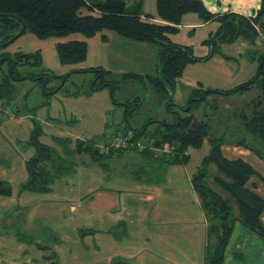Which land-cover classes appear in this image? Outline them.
Masks as SVG:
<instances>
[{
  "label": "trees",
  "instance_id": "1",
  "mask_svg": "<svg viewBox=\"0 0 264 264\" xmlns=\"http://www.w3.org/2000/svg\"><path fill=\"white\" fill-rule=\"evenodd\" d=\"M143 7L144 0H135L131 6H127V0H0V48H7L27 32L33 33L39 39H47L76 32L94 37L104 30H111L125 38L157 47L154 75L127 72L119 79L109 80L107 77L111 74L110 71L101 66L71 71L69 74L97 73L96 79L86 92L63 91V85L48 92L46 88L49 78L44 73L46 78L41 81H44L43 92L48 98L33 111V126L25 145L34 151L26 161L27 178L19 185L17 194L24 191L50 192L56 181L76 172L79 164L74 157L77 155H90L93 162L108 171L110 159L131 150L136 151L146 164L151 163L148 172L152 170L153 173L157 168L158 172H162L161 179L160 176L155 178L154 175L147 178L144 176L145 166H140L145 172L135 171L133 179L142 184L161 186L165 183L163 179L168 168L188 164L191 156L187 150L190 147L202 148L208 139L209 153L202 158L190 181L207 220L208 245L205 249V264H225L228 245L237 222L264 240L262 219L264 198L248 186L253 176L260 175L247 161L241 158H227L222 150L227 140L224 136L210 133L209 122L203 119L197 121L194 111L200 108L202 102L210 95L232 96L259 90L256 91L257 96L243 101L246 108L233 111L231 116L235 123L230 125L228 130L234 135L232 144L249 149L264 162V48L260 47L264 46V39L260 35L264 33V0H261L260 8L251 17L236 12L212 13L202 0H157L158 16L167 21L166 24L144 20ZM189 13H196L205 21L216 19L220 22L214 37L206 40L214 49L211 48L207 55L198 56L191 46L175 43L169 37L170 34L179 32V26ZM237 40L250 44L246 55L248 54L252 61L258 62L257 73L248 81L230 89L192 88L185 104L176 103L174 90L177 79L182 76L186 66L209 59L214 54L213 51L225 56L221 51V45ZM56 48L62 64H77L88 56L86 41L60 42ZM38 57L34 53H19L15 57L6 52L0 54V127L4 122L3 114L9 111L14 115H20L19 110L15 112L11 108L19 96L16 82L27 79L39 80L43 77L21 70L25 66L41 65V58ZM225 57L233 58L227 55ZM128 80L143 82L148 80L160 99L168 101L169 113L174 114L172 119L150 118L146 124L134 127L130 118L140 112L145 103L144 97L133 96L122 102L115 98L121 83ZM106 88L110 91L112 101L124 109L125 128H118L90 140L56 138L57 146L42 142L43 125L35 115L41 107L50 104L54 95L62 92L67 96H91L94 92ZM120 135L127 137L126 145H113L103 152L97 147L99 141H108L110 144ZM167 146L170 151L166 150ZM262 180L264 182V179ZM15 192L10 181L0 178V196L11 197ZM95 233L97 231L93 227L79 229L82 238ZM123 234L125 235V232ZM114 235L117 234L114 232ZM116 237L120 238L121 235ZM235 257L245 260L240 252L235 253ZM114 262L128 264L123 258Z\"/></svg>",
  "mask_w": 264,
  "mask_h": 264
},
{
  "label": "rangeland",
  "instance_id": "2",
  "mask_svg": "<svg viewBox=\"0 0 264 264\" xmlns=\"http://www.w3.org/2000/svg\"><path fill=\"white\" fill-rule=\"evenodd\" d=\"M103 33H108V31L104 30L94 37H88L81 32H76L61 37L51 36L47 39H39L33 33L27 32L16 41L9 44L7 48H0V54L6 52L11 57H15L19 53H34L41 58V65L25 66L21 69L25 72L28 71L43 76L41 79H27L16 82V86L19 88V96L16 101L12 103L11 108L12 111L15 112L16 110H19V116L24 115V117L22 118L25 121L23 122L21 127L14 126L11 120H15L13 117L11 118V116L13 115L15 117L17 115H14V113L8 111V113H6L5 115L3 114L4 122L0 127V178L5 179L12 177L16 192H18L19 185L24 182L27 173L25 165L23 166V164H20L19 154L26 157L30 154V152L33 153L34 151L33 148H28L24 143V141H27V138H29L30 135V116L31 114H33L34 109H36L46 98H48L47 95H45L43 92L44 81H41L46 78V75H44V73L47 74V77L49 78L46 88V91L48 92L61 85H63V91L79 90L81 92H86L88 89H90L92 81L96 79L97 73H69L76 69L80 70L101 66V63L99 62L100 50L98 48V44L100 42L99 39L103 35ZM260 35L264 39V33H260ZM73 40L88 42V56L83 62L77 64H62L59 60L56 45L60 42H68ZM114 45L118 46L117 44H113V47ZM260 47L261 49L264 48L263 45H261ZM116 49L121 50L120 47ZM199 49L200 48H197L196 50ZM246 56L249 57L248 54ZM156 63V53L153 59L149 61L147 60L144 64H142V60H138L137 62H135V66H141L140 68H142V73H134L142 75H145V73H150L151 75H154V73H156ZM4 69H7V65L4 66ZM121 76L122 74L120 73H113L110 74L107 78L109 80H116L121 78ZM256 91L254 90L248 95L245 93H240L236 96L210 95L206 101L202 102L200 108L194 111L196 120L201 121L203 119L208 121L210 124V133H213L216 136H224L227 142H230V140L234 138V135L228 130V127L235 123L231 114L233 115V111L238 108H246L244 104L245 102L243 101L257 96ZM182 94L183 98L180 99L179 102L175 99L176 103L185 104L188 101L189 91L182 89ZM133 96H143L145 99V103L143 104L140 112L134 117L130 118V122L134 127L146 124L150 118L159 120L167 118L172 119V115L174 114L169 113L167 107L168 101L160 99V96L154 90V87L148 80H145L144 82L128 80L127 82L121 83L120 88H118L115 93V98L119 102L132 98ZM58 97L60 96L56 94L53 96L52 100ZM69 101L70 104L65 106L61 105L64 100L56 103L60 110L59 116L64 119H69L71 117L78 118L79 125L77 126V129H75V131L81 136L87 135L88 132L92 134H101L105 131L104 133L107 134L115 131L118 128H125L124 126L126 122L122 120V111L119 112V106H117L114 111L108 113V115L106 114V111L111 105V98L108 89L94 92L93 97L91 98H83V100H73L70 98ZM173 107L175 108L176 106ZM52 110L54 111V108L50 109L49 112L45 108H40L38 110L37 116L44 123V118L46 117V115L48 113L53 114ZM175 110H177V108ZM107 116L110 125L106 128L104 121L105 119L107 120ZM10 118L11 120H9ZM44 129L46 131V134L45 136H43V141L56 146L57 144L53 139L50 138V140H48L47 132L51 133V135L54 134L60 136L72 134V131L68 126L53 125L52 128H50L44 125ZM104 133H102V136L104 135ZM97 137H99V135ZM205 141L206 143L202 146V148L192 150V152L190 153L191 159L188 164H185L184 166L180 165L181 167L171 166L168 168L169 170H167V175L163 179L166 182L163 186H157L159 190V195L157 198H160L155 199V202L157 203L150 202L152 201V199H154L153 197L149 200L150 203L142 202V200L141 206H139L140 204L138 203L133 207V209L132 207L131 209L128 208V211L130 213H133V215H130L129 217L132 218L131 224L133 225V230H135V235L140 234V232L138 231L141 230H143L144 235H149L148 240H142L146 247L145 250H154V253L159 258L160 264L172 263L168 260H166V263H164L163 259L165 257L170 258L174 262L183 264H198V262H200L201 264H205V249L206 245H208V238L204 241L206 244L204 250H202V248L198 246L197 242L193 241V239L190 238L191 233H193L194 230L189 220L193 219L197 209L196 205L190 201V198H188V200L191 206L187 207L186 205H188V202L186 201V205L183 202V198L187 199V197H189L191 193L190 189H186L185 193L182 192L183 188L185 186H188L189 184L186 183V181H189V172L195 171L200 165L202 158L209 153L210 143L208 139H206ZM191 148L192 147H190L189 149ZM189 149L187 150L188 154ZM170 150L171 149H169L168 151ZM74 159L79 164L78 173L87 170L85 172L87 181L84 176V180L81 181L83 182L82 187L79 189V192L77 194H73V197H81V195L87 190L94 189V186L98 185L97 177L101 172H104L106 174L109 173L110 175L106 176V183L108 182L109 178H117L114 177V174H116L117 176H120L119 178L123 181L122 182L120 179L116 181L115 183L117 184V187L121 186L122 184L123 186H128L129 184H131L129 179H132L135 171L139 170L141 172H145L144 170H142V168H140V166H145L146 172H148V170L150 169L149 166H151V163L146 164L145 160H143L141 156L134 150L126 151L124 153H121L120 156L116 155L115 158L113 157L112 159H110L108 171H104L99 168V164L93 162L90 155L88 154L77 155L76 157H74ZM3 169H6V175H4ZM170 169L178 170L176 173L171 172ZM213 169L216 170L215 167ZM92 170L94 171V173L96 172V175L93 173L92 175L90 174ZM158 170L159 169L157 168L153 173L151 170L147 173V175L145 172L144 176H146L147 178H151L153 175L155 176V178L160 176L161 179L162 172H158ZM214 173H216V171H214ZM20 174H23V176ZM72 177H75V175H73ZM70 178L71 176L64 178L63 180H69ZM211 182L212 184H214L212 180ZM176 183L179 184V187L169 186ZM79 185V180H76L74 182V185L72 186L77 189ZM140 185V187H142V185L149 184L140 183ZM150 187L154 188L156 187V185H151ZM167 187L171 188L170 192L167 190ZM95 193L89 194L87 198L86 196L79 198L78 200H80L82 206H75V208H72L73 205L69 203L66 204L67 207L62 208V210H64L61 211V215L64 213L66 214L67 212L65 219H61V217L58 216L60 218V221H57L62 227H57L54 224V221H56L52 220L54 210L50 207L42 208L40 213L34 214V218L33 216H30V223L32 224L30 227H27L26 219L28 214H26V210L19 208L16 203H11L13 201L11 198L0 196V264L55 263L57 258L50 255L52 250L56 248L58 249L59 245L57 244L59 243V241L57 240H59V237L61 239H64L63 245L74 248H79L81 246L83 248H87L86 252L88 253L89 251L94 250L93 248H98V245H100V241H102L105 248L112 246L110 243H107L106 237H98V234L95 236L88 235V237H85L84 239L79 237L78 230H76V233L74 234L73 226H80L79 224H81L78 221L80 218V211L84 210V212H86L87 210L94 215H98L100 214V212H102V209L100 207L101 200L104 199V203L109 206L114 203L113 198H102V196L100 197L99 201H96ZM43 197L46 198L49 196H45L43 194ZM145 197L147 198L148 196ZM171 197L174 199H171ZM85 198L88 200L84 201ZM169 199L171 200L169 201ZM85 205H87V208H85ZM201 213H203V216L205 217L202 209ZM56 215L58 214L56 213ZM203 216L201 217L203 218ZM173 217H176L177 219L183 218L184 220H186V222L185 224H182L180 226L171 224H169L171 226H168V224H166L165 222H162L164 224L161 225L154 223V221L159 222V220L163 219H168L167 221L171 223V221L169 220H171V218ZM142 222L149 223V228L144 226V223ZM85 225H91L93 228H100L97 220H93L90 224L85 223ZM78 228L79 227H77L76 229ZM146 228L147 232L145 230ZM66 231H69V233ZM177 233H179L180 235ZM23 234L25 235L24 237L22 236ZM55 237L57 240L55 239ZM177 239H179V244L177 243ZM248 244V254L249 258L251 259V263L264 264V246H262L263 244L258 245L254 241H249ZM254 248H258V250L249 251ZM136 250L137 249L135 247H133V250L132 247L130 248V250L129 248H126L124 250L122 249V253H125V255L127 256H135L137 255L136 252H138L137 259H139V257L142 256L140 255L141 251ZM192 250L194 251L192 252ZM63 253L65 254L62 256L63 260L61 258L58 259L59 264H80V262L77 261V259L73 258V256L67 255L68 252L64 251ZM145 253L146 255H148V251H146ZM90 254L95 253L94 251H92V253H89L87 257L85 256L84 258H97V256L91 257ZM103 259L104 258L101 257V261ZM88 262L90 261L87 260L82 264H87ZM238 264H248V262L240 260Z\"/></svg>",
  "mask_w": 264,
  "mask_h": 264
},
{
  "label": "crops",
  "instance_id": "3",
  "mask_svg": "<svg viewBox=\"0 0 264 264\" xmlns=\"http://www.w3.org/2000/svg\"><path fill=\"white\" fill-rule=\"evenodd\" d=\"M134 1L135 0L127 1V6H131L134 3ZM202 1L206 5L207 9L212 13L224 14L228 12H236V13H240V14H243L249 17L254 16L257 10L261 6V0H220V2L218 0H202ZM143 11L144 12H143L142 18L144 20L149 21V22L159 23V24L167 23V21L161 19L158 16L157 0H144V10ZM148 15H151V16H148ZM219 26H220V22L217 21L216 19H210V20L205 21L202 18H200L198 14L189 13L184 17L183 23L179 26L180 27L179 32L175 34H170L169 37L175 43L186 45V46H191L194 49L195 54L197 53L196 55L204 56V55L209 54L212 48L211 44L206 43V40L211 37H214ZM107 31L108 33H103V35L99 39L100 41L98 44V48L100 50L99 62L101 63L100 64L101 67L110 71L111 74L113 73L124 74L127 72L142 73V68H140L141 66H135V62H137L138 60H142V64H144L146 63L147 60L149 61L153 59L155 53L157 57V47L155 45L153 44L151 45L145 42H139V41H134V40L125 38L111 30H107ZM113 44H117L118 46L114 45L113 47ZM87 45H88V42H87ZM118 47H120L121 50L116 49ZM250 47H251L250 44H248L247 42H244L243 40H237L236 42H233V43H223L221 45V51L224 53L225 56L227 55V56L233 57L232 59H228L225 56H222L221 54H218V53L216 54V52L213 51L214 54L209 59L205 61H198V62L188 64L182 76L177 79V85L174 90L175 91L174 99H176L179 102V100L183 98L182 89L188 90L189 96H190L192 88H202V89L211 88V89H224L225 90V89L233 88L251 79L257 73L259 65L257 61H252L250 57L246 56V51ZM197 48H200V49L196 50ZM88 50H89V46H88ZM145 74H150V73H145ZM250 92L251 91L247 92L246 94L248 95L250 94ZM57 94L60 97L54 100H51L50 104H48L47 106L41 107V108L47 109L48 112L50 111V109L54 108V111L52 110L53 114L48 113L46 115V117L44 118V121H45L44 123L38 118L37 116L38 111L35 115L36 118L39 121H41L43 125V135L41 137L42 142H44L43 136H45L46 134L44 125L50 128H52L53 125L68 126L70 130L72 131V134H67V135L64 134L66 136H60V135H54V134L51 135V133L47 132L48 140H50L51 138L54 140V142L56 141L55 140L56 138H61V137H72L74 139L90 140L93 137H96L98 135L100 136L102 135V133L105 132L104 131L101 134H92L88 132V134L83 135L84 136L83 137L75 131V129H77V126L79 125L78 118L71 117L69 119L67 118L64 119V118H61V116H59L60 110H59V107L56 105L57 102L64 100V102L61 103V105L65 106V105L70 104V101H69L70 98L73 100H78V99L83 100V98L93 97V94L91 96H87V95L67 96L65 94H62V92H59ZM110 98H111V95H110ZM117 106H119L120 108L119 112L122 111L121 113L122 120H124V109L120 105L115 104L112 101V98H111V105L106 111V114L108 115V113L114 111L115 108H117ZM64 114H65V111H64ZM12 117L14 118L15 121L11 120ZM22 117H24V115L15 116V117L12 115L9 120H11L14 126L21 127L23 122L25 121ZM33 117H34V114H31L30 116L31 129L33 126V123H32ZM104 124L106 128L110 125V123L108 122V116H107V120L105 119ZM44 143L48 145H52L47 142H44ZM193 149H196V148L189 149V154L192 152ZM222 150H223L224 155L227 158L229 159L241 158L247 161L248 163H250L256 169L260 177L253 176L251 180L249 181L248 186L252 190L259 193L264 198V182L262 180L264 179L263 160H261L257 155H255L249 149H246L242 146H236L232 144V140H230V142H226V144L223 145ZM32 154L33 153L30 152V154L27 155L26 157L23 155L21 156L19 154L20 157L19 156L18 157L20 159V164L21 165L23 164V166L25 165L26 167V161L32 156ZM172 167H181V166L176 165ZM99 168L106 171V169L100 166ZM177 170L178 169H170L171 172H176V173H177ZM86 171L84 172L81 171L80 173H78V167H77L76 172L71 175V178L69 180H63L64 179L63 178L61 180L56 181L52 186V190L48 193H36V192L24 191L18 195L17 192H15V194L9 198L13 200L11 203L13 204L16 203L19 208L26 210V214H28L27 219H26L27 227H30L32 224L30 223V216H33L34 218V214L40 213L41 209L44 207H50L54 210L52 220H56L54 221V224L57 227H62L60 226L57 220L60 221L59 217H61V219H65L67 212L66 214L64 213L62 215L60 213L61 211L64 210V209L62 210V208L67 207L66 204L71 203L73 205V206L71 205L72 208H75V206L76 207L82 206L80 200L78 199L83 196H86L87 198L89 194H93L95 192H96L95 193L96 201H99L101 196L102 198L109 197L111 199L112 198L114 199V203L111 206L106 205L103 201L104 199L101 200L100 207L102 209L101 210L102 212H100V214L98 215H94L91 212H88L87 210L86 212H84V210L80 211L79 212L80 218L78 221L81 224H79L80 226H75V225L73 226L74 234L76 233V230H78V235L79 237L82 238V236H80L79 234V229L84 228V227L91 228L92 227L91 225H85V223L90 224L93 220H97L100 225V228L96 227L95 229L97 233L88 234V235L95 236L98 234V237L99 236L106 237L107 243H110L112 246L105 248L102 241H100V245H98V248L96 249L93 248L94 250H92L94 251L95 254H90L91 257L97 256V258L86 259L84 257L85 256L87 257V255L89 253H92V251H89L88 253L86 252L87 248H83L81 246L79 248L65 246L63 245L64 239H61L59 237V240H57L59 241V243L57 244L59 245L58 249L56 248L52 250L51 252V255L57 258L55 261L56 264H59V261H58L59 258L63 260L62 256L65 255L63 253L64 251L68 252L67 255H71L73 256V258L77 259V261H79L80 264H82L83 262H86L87 260L90 261L87 264H114L115 263L114 261L119 258L126 259L128 264H160L159 258L154 253V250L152 249L145 250L146 247L142 240H148L149 235H144L143 230L138 231L140 232V234L135 235L136 234L135 230H133V225L131 224L132 218L129 217L130 215L132 216L133 213H130L128 211V208L131 209L132 207L133 209V207L137 205L138 203L140 204L139 206H141L142 202L157 203L155 202V199H160V198H157L159 195L158 187L157 186L154 187L155 189L153 187H150L151 185H142V187H140L141 186L140 183L134 180L133 177L132 179H129L131 184H129L128 186L127 185L123 186L122 184L121 186L117 187V184L115 182L120 179L119 178L120 176H117L116 174H114V177H117V178L115 179L109 178L108 182L106 183V176H108L109 173L106 174L104 172H101L99 173L97 177L98 185L94 186V189L87 190L88 192L83 191L84 193L81 195V197H76V196L73 197V194L74 193L77 194L79 192V189L82 187L83 182L81 181L84 180ZM193 172H189V174L187 173L189 181L188 182L186 181V183L187 184L189 183V184L188 186H185L183 188L182 192L185 193L186 189H190L191 193L189 197H187V199L183 198V202L186 205V201H187L188 205L186 206L187 207L191 206L188 200V198H190V201L196 205V209H197L196 214H194L193 219L189 220L194 230V231L192 230L193 233H191L190 238L193 239V241L197 242L198 246H200L202 250H204V247L206 245L204 241L207 239V220L203 216V213H201L200 200L192 189L190 177ZM3 173L4 175H6V169H3ZM92 173L96 175V172L94 173L93 170L90 174L92 175ZM20 175L23 176V174H20ZM73 175H75V177H72ZM26 178H27V173L25 176V180ZM5 179L10 181L13 184L12 177L5 178ZM85 179L87 181L86 176H85ZM76 180L77 181L79 180V183H80L77 189L72 186L74 185V182ZM163 185L164 184H162V186ZM169 186L179 187V184L176 183V184L169 185ZM170 187H167V190L169 192L171 189ZM43 194L49 197L44 198ZM142 196H143V199H142ZM145 196H148V197L146 198ZM153 197L154 199H152V201L149 202V200ZM86 198L84 199V201L88 200ZM171 199H174V198L171 197ZM171 199H169V201ZM11 203H8V204H11ZM86 206L87 205H85V208H87ZM56 213L58 215H56ZM201 216H203V218ZM35 219H36V216H35ZM262 219L264 221V211L262 214ZM167 220L163 219V220H159V222L154 221V223L161 225V224H164L162 222H165L166 224H168V226H171V225L180 226L182 224H185L186 222V220H184L183 218L177 219L176 217H173L171 218V220H169L171 221V223L168 222ZM142 223H144V226L149 228V223L147 222H142ZM77 227L79 228L76 229ZM147 228L145 229L146 232H147ZM110 231H113V232H110ZM66 232L69 233V231H66ZM114 232L117 235H121V237L120 238L116 237L117 235H114ZM124 232H125V235L123 234ZM88 235L84 236V238L88 237ZM22 236L24 237L25 235L23 234ZM177 241H178L177 243L179 244V239H177ZM249 241L250 242L254 241L258 245L263 244L262 246H264V240L260 236H258L254 232L247 229L242 223L237 222L235 225V229L232 234V237L230 239V243L228 245L225 264H238V262H240V259H237L235 257V253H238V252L244 255V259H245L244 261L248 262V264H252L251 259L249 258V254H248ZM131 247H132V250H133V247H135L137 249L136 251L138 250L141 251L140 255L142 256L139 257V259H137L138 252H136L137 255L135 256H127L125 255V253H122L123 252L122 249L124 250L126 248H129L130 250ZM257 250L258 248H254L249 251H257ZM146 251H148L147 253L148 255H146L145 253ZM193 251L194 250H192V252ZM146 256H150V257H146ZM101 257L104 258L102 261H101ZM166 260L171 261L172 262L171 264H183L179 262H174L168 257H165L163 259V262L166 263ZM198 264H201V263L198 262Z\"/></svg>",
  "mask_w": 264,
  "mask_h": 264
},
{
  "label": "built area",
  "instance_id": "4",
  "mask_svg": "<svg viewBox=\"0 0 264 264\" xmlns=\"http://www.w3.org/2000/svg\"><path fill=\"white\" fill-rule=\"evenodd\" d=\"M128 143V139L127 137H124V136H118L116 138H114L111 143L109 144L108 141H99L97 143V147L103 152V151H107L109 149L110 146H113V145H126ZM169 147L167 146L166 150H168Z\"/></svg>",
  "mask_w": 264,
  "mask_h": 264
}]
</instances>
